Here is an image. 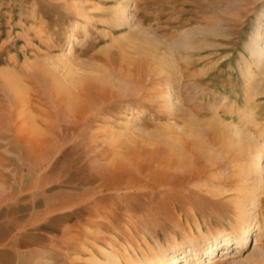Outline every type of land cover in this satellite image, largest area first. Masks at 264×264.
Masks as SVG:
<instances>
[{
    "label": "rangeland",
    "instance_id": "rangeland-1",
    "mask_svg": "<svg viewBox=\"0 0 264 264\" xmlns=\"http://www.w3.org/2000/svg\"><path fill=\"white\" fill-rule=\"evenodd\" d=\"M260 13L264 0H0V264L107 253L146 264L158 248L204 250L244 224L256 194L258 229L226 262L264 264V156L260 175L249 156L256 144L264 153V76L254 69L251 97L241 74ZM156 50L183 78L170 90L149 74ZM159 91L181 93L171 111Z\"/></svg>",
    "mask_w": 264,
    "mask_h": 264
},
{
    "label": "bare ground",
    "instance_id": "bare-ground-1",
    "mask_svg": "<svg viewBox=\"0 0 264 264\" xmlns=\"http://www.w3.org/2000/svg\"><path fill=\"white\" fill-rule=\"evenodd\" d=\"M118 12H119V9L118 8H115L113 14L115 15V18L114 19H116L117 26H120L122 23L127 24V22L124 20V18L120 19ZM263 22H264V14L263 13H260L256 17V19H255L256 29H255V32L253 34V37L251 38V40L249 41V43H247L245 45L246 49L250 52V58L252 59L253 63L247 64L245 66V68L241 70V74L244 77L245 83H246V85H245L246 93L247 94H250L251 97L254 96V93H253V85H254V82H257V79H256L257 73L258 72H262L261 73V76H264V45L260 43L261 40H262V38L264 39V34H262L263 28L261 26L263 24ZM83 43H84V39L77 40V41H71L66 46V48H65V54L66 55L72 54L74 52L75 48L78 47V46H82ZM180 47L183 48V49H188L189 48V44L183 41L181 43ZM158 51L156 50V53H153V56H151V60L154 63H156V64L153 67V69L150 70L149 74H150L151 77L153 76L154 78L160 79V81L163 82V84L165 85V88H167V90H170V87H173L172 86L173 83L179 82L183 78H180V77L173 78V75L172 74H175V73L178 72V64H176L174 62V57L172 55H164V54H161V53L159 54ZM141 56L146 58L147 57V54L144 53V52H142L141 53ZM254 69H256L258 72L256 73L254 71ZM8 86H11V85H8ZM8 88L10 90H11V88L13 89V87H11V88L8 87ZM181 88H182V86L179 85L178 90L181 91L182 90ZM177 94L180 95L181 93H179L178 91L177 92H173V98H172L171 96H168L167 93L162 92V94H161V92H160V95L159 96L165 98L168 101V106L170 108V111L176 105L175 102H174V99H175V95H177ZM177 104H179V102H177ZM217 124L220 125V126H222L220 123H217ZM231 128H232L231 131H233L236 135H238V136L242 135L243 132L241 130H238V129L233 128V127H231ZM240 148L241 147H238V149H240ZM195 150L198 151V154L200 155V157H203L202 158L203 160H205V161L208 162L209 165H207V166L209 167V169L212 168L211 170L217 171V165H218L217 164V159L215 158V160H213L212 159V156L211 157L207 156L206 147L204 145H199V147H197ZM209 150L212 151V149H209ZM241 151H243V150H241ZM231 153H232V155L230 157L234 156V152L232 151ZM199 155H198V157H199ZM249 156H251V158H252V168L255 169V170H257V171H259V175H260L262 173V170H261V161H262L263 156H264L262 147L260 145L256 144V148L252 151V153ZM196 159L198 160V158H196ZM196 159H194V160H196ZM182 160H184V159H182ZM197 160H196V162H197ZM175 163H176V161H175ZM185 163L186 162H184V164ZM163 164H165V163H163ZM165 165H167V164H165ZM187 165H188V163L186 164V166ZM126 167H127V165H126ZM128 167L126 168L127 171H128ZM262 167H263V165H262ZM180 168H182V167H180ZM163 169H164V167H163ZM163 169H162V171H164ZM179 172H181V171L179 170ZM187 172H188V169H187ZM191 172L193 173V171H191ZM171 173H173V172H171ZM197 173L199 174L201 172H197ZM186 176H187V174H186ZM186 176H183L182 175V177L180 176V178H179V176H177V178H178V184L181 183V184H184V185H189V184H191L194 181L195 178H197L194 174L192 175V177H189V178L186 177ZM260 178L263 181L262 184H264V176L261 175ZM167 180H169V181H167ZM164 181H167V183L169 185V183H171V182L174 183V181H177V179H176V177L172 176L170 178H165ZM106 185H108V184H106ZM158 186L160 187V185H158ZM159 187H157V188H159ZM146 189H147V187H146ZM259 189H260V186H259ZM237 194L239 195V193H237ZM248 206H249V209L246 210V213H245V216L247 217V219L245 220L244 224L243 225H239L240 227L239 226L236 227V229L234 230V232L232 234L219 235V236L216 235V236H211L209 238H206L205 241H204V245L206 246V248L204 250H201V248H200V250L199 249H195L193 247V245L188 246V247L173 246V247H171L168 250H164V249L158 248L160 250L159 251L160 254L158 253L155 257H153L152 261H150V262H148L146 264H150V263H154V264H179V260H182V262L184 264H215L217 261H214L213 262V260L217 256L216 252H218L219 248H220V250H223L224 249V252H225L224 256L225 257H221V259L218 262H222V263H226L227 264L226 260H228V255L230 256V258H233V257H236V256L237 257L238 256H241V251L243 249H246L247 248V243H248V240H249V236H250V234H252L251 233V230H254L255 228L258 229L257 226L259 225V221L256 219V217L258 216V213H259L260 204H259V196L257 194H256V196H253V197L250 198L249 203H248ZM258 245H259L258 240L255 239V242H254V245H253V249L257 248ZM233 246H234V249L237 250V251L231 252V248ZM231 254H232V257H231ZM204 255H205V257H203ZM106 256L109 257L111 261L101 262V260H92L93 261V264H119L116 256L110 255V253H107ZM232 262H233V260H232Z\"/></svg>",
    "mask_w": 264,
    "mask_h": 264
}]
</instances>
